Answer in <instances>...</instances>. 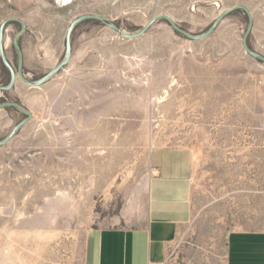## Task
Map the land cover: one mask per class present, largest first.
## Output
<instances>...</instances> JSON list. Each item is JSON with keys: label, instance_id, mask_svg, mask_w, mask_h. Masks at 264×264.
<instances>
[{"label": "rangeland", "instance_id": "1", "mask_svg": "<svg viewBox=\"0 0 264 264\" xmlns=\"http://www.w3.org/2000/svg\"><path fill=\"white\" fill-rule=\"evenodd\" d=\"M254 15L249 47L264 56V0H0V29L19 19L29 82L66 57L70 25L99 15L129 35L168 15L191 35L225 11ZM237 11L202 41L167 22L126 40L98 21L79 24L69 65L41 88L19 77L0 104L33 119L0 148V264H79L94 229L144 222L150 154L189 150L195 160L193 217L170 249L182 264H226L231 232L264 224V64L243 38ZM11 23L6 56L17 72ZM12 80L0 55V87ZM27 117L0 110V141Z\"/></svg>", "mask_w": 264, "mask_h": 264}, {"label": "crops", "instance_id": "2", "mask_svg": "<svg viewBox=\"0 0 264 264\" xmlns=\"http://www.w3.org/2000/svg\"><path fill=\"white\" fill-rule=\"evenodd\" d=\"M144 222L137 227L94 229L79 264H182L170 255L193 217L195 160L187 149L156 148L150 154ZM226 264H264V224L230 233Z\"/></svg>", "mask_w": 264, "mask_h": 264}, {"label": "water", "instance_id": "3", "mask_svg": "<svg viewBox=\"0 0 264 264\" xmlns=\"http://www.w3.org/2000/svg\"><path fill=\"white\" fill-rule=\"evenodd\" d=\"M237 11H242L243 13H245L247 15V17L249 19V27H248V30H247L244 38H243V45H244V48H245L247 54L249 56H251L252 58H254V59H256V60H258L264 64V56L253 51L248 45L249 36L252 34L253 29H254V15L251 12V10L245 6H236V7H233L231 9L225 11L224 13H222L220 15V17L216 20V22L212 25V27L207 32H205L201 35H198V36L191 35L187 31L183 30L176 23V21L168 15H162L160 17L153 19L143 29H141L138 33L133 34V35L127 34L118 25L114 24L113 22H111L108 19H105L99 15H86V16L80 17V18L76 19L75 21H73L69 27L67 37H66V57H65V60L58 67H56L53 71H51L49 74L44 76L42 79H40L38 81H34V82H29L25 78V74L23 73L24 57H23V52H22L21 46L19 44L20 38L24 35V33L27 30V25L24 21L19 20V19L6 20L3 22L1 29H0V55H1L2 63L11 71L12 80L7 87H0V93H7V92L13 90L17 84V79H18L17 77H19V79L25 85H27L30 88H34V89L41 88L47 82H49L51 79L56 77L65 67H67L69 65V63L71 61V57H72V35H73V32L79 24H81L85 21H98L101 24H103L104 26H106V27L114 30L115 32H117L119 35H121L126 40L138 39V38L142 37L143 35H145L156 23H158L160 21H165L169 24V26L175 32L184 36L188 40H190V41H202V40L210 37L217 30V28L223 23V21L225 19H227L229 16H231L233 13H235ZM11 23H18L22 26V30L20 31V33L18 34V36L14 40V44H15V47H16V49L18 51V55H19V65H18L17 72L12 67L10 62L8 61L7 56H6V52H5V49H6V45H5V41H4L5 33L7 31L8 25ZM9 107L17 108L27 118L24 121H22L19 125H17L15 127V129L4 140L0 141V148L6 146L16 136V134L33 119V115L20 104H17V103L0 104V110H5Z\"/></svg>", "mask_w": 264, "mask_h": 264}]
</instances>
